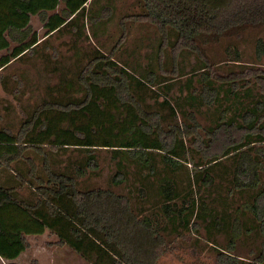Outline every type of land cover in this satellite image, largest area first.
<instances>
[{"label": "trees", "instance_id": "trees-1", "mask_svg": "<svg viewBox=\"0 0 264 264\" xmlns=\"http://www.w3.org/2000/svg\"><path fill=\"white\" fill-rule=\"evenodd\" d=\"M60 1L63 6L57 9ZM95 1L0 0V50L11 46L0 53V70L31 52L45 63L54 56L38 49L42 39L31 29L32 14L40 15L45 35L65 27L75 30L79 18L97 21L112 14L111 0L89 14ZM136 1V16L155 23L163 38L171 28V46H183L202 60L195 79L199 86L186 87L181 101L176 97L190 122L164 127L165 115L177 112L166 96L159 101L149 94L153 90L145 81L153 85L160 75L150 65L135 75L95 48L81 66L76 60L72 70L62 68L58 93L69 100L42 102L16 131L0 127V256L7 264H20L13 259L27 247L25 233L45 228L93 264H157L168 244V225L196 227L192 218L202 222L212 239L218 264H264V66L218 74L205 49L264 23V0ZM255 45L260 59L264 40L257 38ZM227 51L232 59H241L235 46ZM169 79L159 80L166 92ZM149 98L159 109L151 107ZM53 107L59 112L52 118ZM203 107L213 109L207 127L193 113ZM67 116L72 123L74 116L81 118L74 131L57 128L56 120ZM102 150L113 161L109 182L130 183L126 193L89 183L100 173ZM187 158L196 169L188 174V187L179 189L166 172ZM23 159L25 169L17 167ZM140 175L157 182L154 204H142L146 187L134 186ZM218 232L226 238L224 244L212 237ZM238 244L245 245L244 254L235 252Z\"/></svg>", "mask_w": 264, "mask_h": 264}, {"label": "rangeland", "instance_id": "rangeland-1", "mask_svg": "<svg viewBox=\"0 0 264 264\" xmlns=\"http://www.w3.org/2000/svg\"><path fill=\"white\" fill-rule=\"evenodd\" d=\"M108 0H96L89 6L88 13L96 14L100 12V6ZM113 12L105 15L100 20L93 18L78 19L77 28H62L58 32L45 35L46 27L39 14L30 16L31 29L42 39L39 50L41 54H53L51 60L45 63L44 59L35 52L27 54L20 59H13L5 68L0 70V127H8L16 131L20 127L21 121L30 115L36 106L44 101L69 100L66 96L58 93V84L61 76V69L72 70L76 60H81V66L93 52L95 48L101 52L113 56L120 63H125L129 70L135 75H141L150 65L156 69L160 75L154 84L145 81L153 91H148L152 97L162 100L164 96L171 100L172 107L175 108L176 116L166 114L164 127L171 122H190L189 115L180 113V108L176 104V97L181 101L180 92H185L186 87L191 84L199 86L195 80L201 69V59L197 54L187 51L178 44L173 48L174 33L168 28L166 36L163 38L155 23L136 16L139 11L136 0H111ZM63 6L60 1L57 9ZM51 12V11H47ZM84 23V25H82ZM96 31V35L92 31ZM264 40V23L255 27L245 28L241 34L235 36H224L217 42L205 45L207 56L212 61V67L216 73L227 74L230 70H241L250 66L262 68L264 66V55L258 59L256 57V40ZM13 44V43H12ZM235 46L240 53V60L233 58V54L227 51L228 46ZM11 47V46H10ZM9 49H1L0 53L9 52ZM162 68V69H161ZM147 74V73H146ZM145 74V75H146ZM163 74V75H162ZM71 75V74H70ZM170 78V79H169ZM168 80L171 90L166 92L159 80ZM191 82V83H190ZM79 95L80 93H76ZM157 94V95H155ZM151 107L159 109V104L152 98L148 100ZM166 108V107H162ZM173 108V110H174ZM212 108L194 111L195 119L202 127L210 126L212 123ZM59 109L51 108L49 114L52 118L57 117ZM162 112V113H163ZM190 114V113H189ZM72 116V115H71ZM75 117V123L70 121V116L56 120L57 128H68L74 131L75 124L81 118ZM97 130L98 125H93ZM167 128V127H166ZM202 132L203 129L199 128ZM45 143V147H49ZM70 148V147H69ZM158 152V151H156ZM30 154V153H29ZM156 156H160L154 153ZM194 158H200L197 152ZM35 155V161L38 160ZM182 160L177 169L168 170L167 175L174 177L180 187H188V174H192L196 167L192 161ZM100 173L93 175L89 179L90 184L110 187L117 192H127L130 183L115 185L109 182V176L114 170L110 152L102 150L99 152ZM17 167L25 169L27 162L23 159L18 162ZM216 167V166H215ZM214 167V168H215ZM216 169H218L216 167ZM6 175V174H5ZM158 177V173H156ZM138 176V175H137ZM134 180V186L142 183L146 187L147 198L142 204H154L158 200L157 182L152 176H139ZM196 194L198 190L196 189ZM22 193L27 194V189ZM143 201V200H142ZM180 205V201L177 202ZM145 208V207H141ZM198 224L191 228H183L176 224H169L166 229V249L157 260V264H218L216 254L211 245L212 239L207 238V231L198 218H192ZM27 247L13 260L20 264H93L85 259L80 253L75 251L66 243H59L57 236L49 228H45L39 233H25ZM214 240L224 244L226 238L222 232L215 233ZM246 247L238 244L237 254H244ZM3 258V257H2ZM0 256V264H7L9 260ZM240 260L238 263H240ZM237 263V264H238ZM242 264H247L246 261Z\"/></svg>", "mask_w": 264, "mask_h": 264}, {"label": "crops", "instance_id": "crops-1", "mask_svg": "<svg viewBox=\"0 0 264 264\" xmlns=\"http://www.w3.org/2000/svg\"><path fill=\"white\" fill-rule=\"evenodd\" d=\"M2 258V257H1ZM3 259V258H2Z\"/></svg>", "mask_w": 264, "mask_h": 264}]
</instances>
